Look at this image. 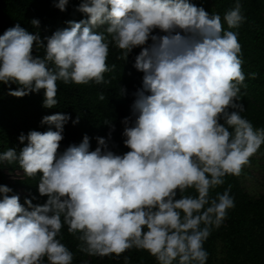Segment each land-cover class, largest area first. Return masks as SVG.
<instances>
[{
    "label": "clouds",
    "instance_id": "clouds-1",
    "mask_svg": "<svg viewBox=\"0 0 264 264\" xmlns=\"http://www.w3.org/2000/svg\"><path fill=\"white\" fill-rule=\"evenodd\" d=\"M68 3L54 6L64 11ZM241 8L236 0L222 23L191 0H81L77 10L85 18L50 36L19 23L0 35V84L15 97L43 90L46 108L58 103V81H105L110 43L126 61L140 48L133 67L143 73L131 114L120 121L128 151L114 150L111 120L95 150L85 134L58 151L72 117L57 112L42 118L46 131L19 135V151L0 153V161L18 163L27 177L39 175L38 192L47 197L21 203L0 185V264H73V252L58 238L65 225L92 256L135 247L157 264H207L204 244L235 207L231 185L215 197L210 192L226 176H239L264 145V128L241 115L239 85L246 77L231 30L245 20ZM41 47L43 56L36 54Z\"/></svg>",
    "mask_w": 264,
    "mask_h": 264
},
{
    "label": "trees",
    "instance_id": "trees-1",
    "mask_svg": "<svg viewBox=\"0 0 264 264\" xmlns=\"http://www.w3.org/2000/svg\"><path fill=\"white\" fill-rule=\"evenodd\" d=\"M202 6L211 14H224L235 6L236 0H191ZM241 13L245 20L238 28L231 29L238 34L241 44L242 70L245 81L239 85V102L245 107L241 115L247 118L254 128H264V0H239ZM58 0H0V35L17 23L29 32H38L41 37L52 35L57 29L67 27L70 20L84 19L83 13L77 10L81 0H69L66 10L55 7ZM38 19L39 26L31 21ZM227 30V24H223ZM97 31H104L103 28ZM106 34V33H105ZM107 35V34H106ZM111 41V37L108 36ZM46 42V41H45ZM140 48L133 49L128 60L123 59V50L110 43L107 63L111 69L104 74L101 84L90 82L86 85L63 83L58 81V103L52 108L43 106L44 93H31L24 97L8 94V87L0 84V153L15 147L17 151L23 145L18 137L31 130L46 131L48 125L42 124L45 115L57 112L68 113L72 119L65 125L64 139L60 143L63 151L72 143H80L83 136L90 137L91 149L97 147L96 137L108 136L110 126L105 120H111L116 129L112 133L111 144L114 150L123 153L128 149L123 145L122 118L131 114V105L135 97L132 95L142 86L143 73L133 67L135 55ZM43 56V47L36 50ZM255 73V77H252ZM12 89L17 85L12 84ZM122 87L127 90L121 95ZM104 96L101 100L100 95ZM79 116V123L73 124ZM6 169H20L18 163L9 164L0 161V185H7L13 193L19 194L21 203L25 197L35 196L33 203H44L46 196L38 192L39 175L34 178L24 177L11 180ZM225 183L210 192L212 197L231 185V195L235 198V207L228 211V216L220 228H213L204 247L209 253L207 264H264V194L252 196L241 184L239 176H226ZM23 188L25 192H21ZM13 193H9L12 195ZM188 193L195 194L192 189ZM187 194V193H186ZM79 233L70 234L65 225L58 237L73 252V264H157L155 257L147 251L135 247L117 256H92L80 250Z\"/></svg>",
    "mask_w": 264,
    "mask_h": 264
},
{
    "label": "rangeland",
    "instance_id": "rangeland-1",
    "mask_svg": "<svg viewBox=\"0 0 264 264\" xmlns=\"http://www.w3.org/2000/svg\"><path fill=\"white\" fill-rule=\"evenodd\" d=\"M6 173L12 179L16 176L11 169H6ZM239 177L243 188L252 196L264 194V145L250 158V163L243 168ZM20 191L25 192L23 188Z\"/></svg>",
    "mask_w": 264,
    "mask_h": 264
},
{
    "label": "built area",
    "instance_id": "built-area-1",
    "mask_svg": "<svg viewBox=\"0 0 264 264\" xmlns=\"http://www.w3.org/2000/svg\"><path fill=\"white\" fill-rule=\"evenodd\" d=\"M13 171L16 172V176H15L14 179H12V178H10V177L8 176L11 180L21 179V178L24 177L23 172H22L21 170H19V169H15V170H13Z\"/></svg>",
    "mask_w": 264,
    "mask_h": 264
}]
</instances>
